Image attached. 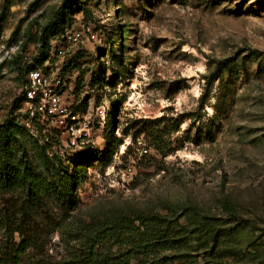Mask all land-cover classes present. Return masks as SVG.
<instances>
[{"label": "rangeland", "instance_id": "374dc122", "mask_svg": "<svg viewBox=\"0 0 264 264\" xmlns=\"http://www.w3.org/2000/svg\"><path fill=\"white\" fill-rule=\"evenodd\" d=\"M39 62L72 116L28 112ZM11 114L38 173L90 158L55 257L117 222L119 264H264V0H0Z\"/></svg>", "mask_w": 264, "mask_h": 264}, {"label": "trees", "instance_id": "16d2710c", "mask_svg": "<svg viewBox=\"0 0 264 264\" xmlns=\"http://www.w3.org/2000/svg\"><path fill=\"white\" fill-rule=\"evenodd\" d=\"M37 66L42 62L30 64L27 76ZM22 128L13 114L1 128L0 224L9 236L0 244V264H119L121 258L107 248L124 234L117 222L82 227L80 246L67 244L60 257L51 253L54 234L67 228L66 215L77 210L78 188L88 177L90 158L85 155L72 171L49 167L48 175L38 173L27 150L15 148Z\"/></svg>", "mask_w": 264, "mask_h": 264}, {"label": "built area", "instance_id": "2783aa9c", "mask_svg": "<svg viewBox=\"0 0 264 264\" xmlns=\"http://www.w3.org/2000/svg\"><path fill=\"white\" fill-rule=\"evenodd\" d=\"M80 33L75 34V38L79 39ZM48 65L37 66L31 69L27 76L24 86V96L28 104V112L33 115L37 111H43L45 115L61 114L64 116H72L69 108L62 103L57 87L48 73Z\"/></svg>", "mask_w": 264, "mask_h": 264}]
</instances>
